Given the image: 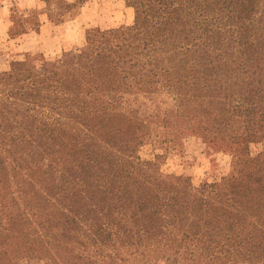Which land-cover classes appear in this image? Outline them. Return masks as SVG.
Listing matches in <instances>:
<instances>
[{"label": "trees", "instance_id": "trees-1", "mask_svg": "<svg viewBox=\"0 0 264 264\" xmlns=\"http://www.w3.org/2000/svg\"><path fill=\"white\" fill-rule=\"evenodd\" d=\"M126 1L78 61L0 71V264H264V0ZM195 136L227 171L162 179Z\"/></svg>", "mask_w": 264, "mask_h": 264}, {"label": "rangeland", "instance_id": "rangeland-1", "mask_svg": "<svg viewBox=\"0 0 264 264\" xmlns=\"http://www.w3.org/2000/svg\"><path fill=\"white\" fill-rule=\"evenodd\" d=\"M3 0H0V4ZM30 6L25 3H14L12 6L15 19L14 35H20L21 31L35 30L41 17L40 13L46 10L42 0H29ZM73 1V0H70ZM27 4V3H26ZM80 20H69L61 24L58 42L43 43L40 49L19 52L15 46L11 49H0V71L9 70L11 62L18 59H34L38 63L47 62L55 64L61 58H69L78 61L87 54L86 31L99 30L109 32L120 28L122 25L131 24L134 21V10L127 5L126 0H88L81 9ZM11 53V56L8 54ZM21 55L20 58H12V55ZM264 150V141L251 145V152L255 155ZM143 159H154L155 152L151 145L145 144L139 149ZM231 157L220 150V145L207 141L201 136L189 137L185 142V152L182 155L171 156L158 167L162 179L170 177H190L195 186L205 181H212L229 168ZM22 264H26L23 262ZM31 264H41L31 263ZM156 264H165L158 262Z\"/></svg>", "mask_w": 264, "mask_h": 264}, {"label": "crops", "instance_id": "crops-1", "mask_svg": "<svg viewBox=\"0 0 264 264\" xmlns=\"http://www.w3.org/2000/svg\"><path fill=\"white\" fill-rule=\"evenodd\" d=\"M37 0L34 1L36 3ZM25 3L23 5L30 6L32 2L29 0H3L0 4V49L6 47L11 49L10 45L15 46L17 51H31L34 48L40 49L43 43H54L59 38L61 31V24H55L50 21L45 13H40L41 20L38 27L35 30L21 31L20 35L13 34V28L15 27V19L13 17L12 6L14 3ZM27 3V4H26ZM31 3V4H30ZM82 15V14H81ZM81 15L79 19L80 20ZM66 24V23H65ZM65 26V25H64ZM66 27V26H65ZM11 56V53L8 54ZM21 55H12V58H20Z\"/></svg>", "mask_w": 264, "mask_h": 264}]
</instances>
